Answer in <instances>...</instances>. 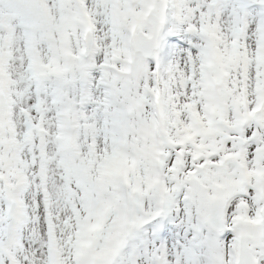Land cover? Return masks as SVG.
Returning <instances> with one entry per match:
<instances>
[{"label":"snow or ice","instance_id":"1","mask_svg":"<svg viewBox=\"0 0 264 264\" xmlns=\"http://www.w3.org/2000/svg\"><path fill=\"white\" fill-rule=\"evenodd\" d=\"M0 264H264V0H0Z\"/></svg>","mask_w":264,"mask_h":264}]
</instances>
